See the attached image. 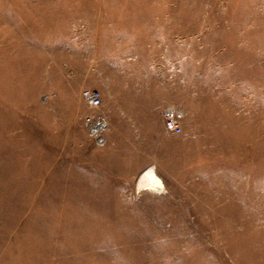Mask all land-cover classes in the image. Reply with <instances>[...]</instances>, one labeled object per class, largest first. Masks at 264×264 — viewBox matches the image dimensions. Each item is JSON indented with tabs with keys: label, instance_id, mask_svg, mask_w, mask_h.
<instances>
[{
	"label": "rangeland",
	"instance_id": "1",
	"mask_svg": "<svg viewBox=\"0 0 264 264\" xmlns=\"http://www.w3.org/2000/svg\"><path fill=\"white\" fill-rule=\"evenodd\" d=\"M0 264H264V0H0Z\"/></svg>",
	"mask_w": 264,
	"mask_h": 264
},
{
	"label": "bare ground",
	"instance_id": "2",
	"mask_svg": "<svg viewBox=\"0 0 264 264\" xmlns=\"http://www.w3.org/2000/svg\"><path fill=\"white\" fill-rule=\"evenodd\" d=\"M136 189L139 193L148 192L154 194H162L167 191L163 178L153 166L148 167L141 173L136 184Z\"/></svg>",
	"mask_w": 264,
	"mask_h": 264
},
{
	"label": "built area",
	"instance_id": "3",
	"mask_svg": "<svg viewBox=\"0 0 264 264\" xmlns=\"http://www.w3.org/2000/svg\"><path fill=\"white\" fill-rule=\"evenodd\" d=\"M83 97L88 105L91 107H99L102 104V95L97 90H86L83 92ZM102 121H97L93 128L99 129ZM166 129L174 134H179L182 128L179 121L174 116V111H167Z\"/></svg>",
	"mask_w": 264,
	"mask_h": 264
}]
</instances>
